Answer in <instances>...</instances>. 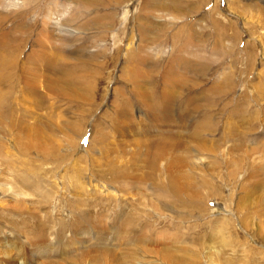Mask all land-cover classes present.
Instances as JSON below:
<instances>
[{"label":"rangeland","instance_id":"obj_1","mask_svg":"<svg viewBox=\"0 0 264 264\" xmlns=\"http://www.w3.org/2000/svg\"><path fill=\"white\" fill-rule=\"evenodd\" d=\"M9 8L0 264H264V0Z\"/></svg>","mask_w":264,"mask_h":264},{"label":"clouds","instance_id":"obj_2","mask_svg":"<svg viewBox=\"0 0 264 264\" xmlns=\"http://www.w3.org/2000/svg\"><path fill=\"white\" fill-rule=\"evenodd\" d=\"M10 8L9 11L20 12L24 10L26 0H9Z\"/></svg>","mask_w":264,"mask_h":264},{"label":"bare ground","instance_id":"obj_3","mask_svg":"<svg viewBox=\"0 0 264 264\" xmlns=\"http://www.w3.org/2000/svg\"><path fill=\"white\" fill-rule=\"evenodd\" d=\"M229 36V35H228ZM170 148H169V146L166 148V150H169ZM182 172V171H181Z\"/></svg>","mask_w":264,"mask_h":264}]
</instances>
